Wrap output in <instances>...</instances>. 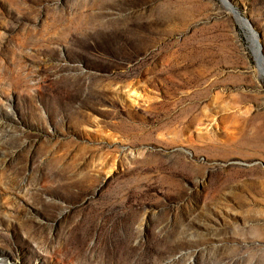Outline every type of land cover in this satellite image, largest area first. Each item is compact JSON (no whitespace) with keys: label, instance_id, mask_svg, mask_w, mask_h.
<instances>
[{"label":"rangeland","instance_id":"rangeland-1","mask_svg":"<svg viewBox=\"0 0 264 264\" xmlns=\"http://www.w3.org/2000/svg\"><path fill=\"white\" fill-rule=\"evenodd\" d=\"M227 1L0 0V264H264V0Z\"/></svg>","mask_w":264,"mask_h":264},{"label":"bare ground","instance_id":"bare-ground-1","mask_svg":"<svg viewBox=\"0 0 264 264\" xmlns=\"http://www.w3.org/2000/svg\"><path fill=\"white\" fill-rule=\"evenodd\" d=\"M224 2L226 3V5L228 6V7H230V5H229V3H228V1L227 0H224ZM224 3V4H225ZM229 9V8H228ZM231 9V8H230ZM237 16H239V15H237ZM240 19V18H239ZM242 21V20H241ZM240 23H242V22H240ZM244 25H246V26H249V24L247 23V21H244ZM251 31V30H250ZM251 33V32H250ZM253 39H254V44H255V47H256V53H257V57H258V59H259V62H260V64L264 67V58H262V56H261V51H260V47H259V45H258V43H257V37H256V35L253 33Z\"/></svg>","mask_w":264,"mask_h":264}]
</instances>
